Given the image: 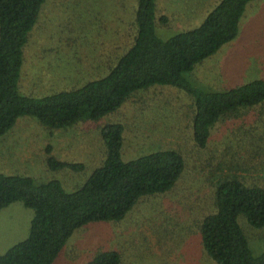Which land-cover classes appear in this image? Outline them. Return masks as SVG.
I'll use <instances>...</instances> for the list:
<instances>
[{
  "label": "rangeland",
  "instance_id": "obj_1",
  "mask_svg": "<svg viewBox=\"0 0 264 264\" xmlns=\"http://www.w3.org/2000/svg\"><path fill=\"white\" fill-rule=\"evenodd\" d=\"M220 0H158L157 34L163 39L199 26ZM137 0H47L25 47L19 90L43 97L105 76L136 37ZM169 18L168 23L160 21ZM203 89H225L264 78V0L252 1L237 37L187 74ZM194 100L170 85L133 93L118 110L98 121L70 129H50L22 116L0 138V172L47 181L67 191L81 187L107 156L101 135L105 124H125L123 158L135 159L158 149H178L186 169L169 191L142 197L118 221H97L78 228L55 264H87L102 250L121 253L120 264H218L202 245L201 225L216 209V184L238 175L264 187V104L223 117L207 147L194 140ZM48 145L58 158L83 169L51 171ZM9 215V216H8ZM34 212L21 201L0 209V254L29 234ZM239 222L254 255L264 252V229ZM17 226L13 235L10 225Z\"/></svg>",
  "mask_w": 264,
  "mask_h": 264
},
{
  "label": "trees",
  "instance_id": "obj_2",
  "mask_svg": "<svg viewBox=\"0 0 264 264\" xmlns=\"http://www.w3.org/2000/svg\"><path fill=\"white\" fill-rule=\"evenodd\" d=\"M47 0H0V138L22 116L38 119L50 129H70L82 121H98L120 109L135 92L154 85L186 91L194 100L196 144L205 148L213 127L226 116L264 104V78L225 89L196 87L187 74L232 42L240 21L255 0H220L203 22L168 39L157 34L158 0H137L133 44L103 77L81 86L34 97L19 90L25 47ZM160 21L168 23L167 16ZM125 124H105L101 135L107 156L87 181L73 191L52 178L38 181L0 172V209L21 201L31 208L28 236L0 255V264H55L74 232L97 221L124 219L147 195L171 190L186 169L178 149H158L125 160ZM51 171L79 170L82 163L58 158L48 145ZM216 209L201 225L202 245L218 264H264L254 255L239 217L264 229V187L248 185L238 175L216 184ZM117 250L99 251L87 264H120Z\"/></svg>",
  "mask_w": 264,
  "mask_h": 264
},
{
  "label": "crops",
  "instance_id": "obj_3",
  "mask_svg": "<svg viewBox=\"0 0 264 264\" xmlns=\"http://www.w3.org/2000/svg\"><path fill=\"white\" fill-rule=\"evenodd\" d=\"M8 207V206H7ZM6 208V207H5ZM9 216V215H8ZM1 221V220H0ZM17 226L15 224H12L9 226V228L7 229V232H9L8 234L13 235L16 231ZM4 239V235H0V242H2V240ZM8 250V249H7ZM1 255V254H0Z\"/></svg>",
  "mask_w": 264,
  "mask_h": 264
}]
</instances>
